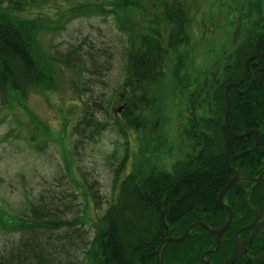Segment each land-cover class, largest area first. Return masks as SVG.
<instances>
[{"label":"rangeland","instance_id":"obj_1","mask_svg":"<svg viewBox=\"0 0 264 264\" xmlns=\"http://www.w3.org/2000/svg\"><path fill=\"white\" fill-rule=\"evenodd\" d=\"M20 1L24 6L0 0V20L29 30L34 58L47 77L26 92L9 86L6 102L0 97V247L28 231L22 227L29 223L21 221L20 214L30 199L38 200L45 191L49 201L61 203L65 217L80 214L83 222H77L80 228L74 238L82 242L86 228L104 225L97 221L94 186L107 206L106 199L118 197L121 180L130 170L151 168L149 163L162 159L172 162L189 145L195 150L189 117L209 109L203 101L211 97L209 77L216 65L223 70L235 26L245 32V25H256L252 10L256 6L251 9L250 0ZM125 34L131 38L130 50L122 58ZM88 36L108 50L111 85L122 80L110 104L120 127L111 119L101 133L80 141L74 125L83 109L76 89L82 72L55 59L53 51ZM194 78L202 88L197 101L191 88ZM128 146L129 157L116 174L115 165ZM61 200L72 207L66 208ZM44 227L40 230H49ZM73 244L69 264L96 262L99 255L93 249L87 255L81 244L73 252ZM64 254L60 250L59 255Z\"/></svg>","mask_w":264,"mask_h":264},{"label":"trees","instance_id":"obj_2","mask_svg":"<svg viewBox=\"0 0 264 264\" xmlns=\"http://www.w3.org/2000/svg\"><path fill=\"white\" fill-rule=\"evenodd\" d=\"M9 2L12 6H24L20 0ZM248 4L251 9L256 6L252 9L256 25H245V32H241L240 25L235 26L233 48L226 56L223 70L216 65L207 83L211 86L208 90L210 92L211 89V97H204V107L214 111L205 113L201 123L205 130V142L190 161L175 165L177 175H187V179H178L170 171H160L149 163L151 168L141 166L123 176L118 197L109 196L106 199L109 200L107 206L103 205L99 189L94 186L97 221H102L104 225L98 228V225L93 224L95 228L92 225L86 228L83 243L74 238L80 228L77 222H83L79 221L80 214L73 218L65 217L64 208H60L61 203L53 199L49 201L45 191L38 200L30 199V205L20 214L21 221L29 223V226L22 227L28 231L1 244L0 264H69L73 260H69V245L78 240L73 244L72 251L82 248L81 244L85 245L83 247L87 255L93 249L91 252L99 255L94 264H156V250L167 233L180 235L189 223L200 218L211 227H219L226 220V210L219 202L218 193L228 178L225 176L228 168L226 159L237 151L239 143L226 126L227 117L233 123V116L235 122L236 113L239 117L242 114L246 120L240 118L244 127L256 126L260 120L264 122V67L258 69V76L245 93L237 92L236 96L230 94V109L226 117V88L229 81H238L242 88H247L253 64L264 62V0H255V3L250 0ZM125 37L127 43L120 53L122 58L130 50L128 40L131 38L127 34ZM107 54L108 50L98 46L92 36L82 38L80 43L66 42L53 51L55 59L82 72V81L76 83V89L83 109L74 125L81 135L80 141L101 133L110 125L111 119L114 123L118 122L110 111V104L122 80L113 85L109 82L110 60ZM0 60L3 63L0 69V97L4 102L9 100V86L26 92L43 83L47 77L46 71L34 58L33 38L29 30L4 19L0 20ZM127 66L126 63V70ZM214 74L218 76L217 80L212 78ZM117 125L120 127L119 122ZM233 125L237 130L241 128L235 123ZM121 133L127 134L123 130ZM129 147L123 154L125 156L118 159L115 165L116 174L129 157ZM262 153L259 150L254 156L264 163ZM90 188L93 190V187ZM52 196L59 197L57 192ZM60 198L64 199V196ZM61 202L68 209L73 205L63 200ZM242 203L240 200L242 218L236 225L234 223L237 221L234 220L230 228L223 232L220 246L212 252L218 263L232 250V228L245 222L250 208ZM260 204L264 208V192L261 193ZM44 226L49 230H45ZM40 227H44V230L41 231ZM55 228L58 229L54 232ZM39 232L42 237L38 236ZM67 234L73 238L67 239ZM214 245L216 239L212 232L201 226L194 227L187 237L164 244L163 263L200 264L201 254ZM60 250L65 254L59 255ZM251 261L250 264H264V259L261 262ZM73 263L81 264V261Z\"/></svg>","mask_w":264,"mask_h":264},{"label":"flooded vegetation","instance_id":"obj_3","mask_svg":"<svg viewBox=\"0 0 264 264\" xmlns=\"http://www.w3.org/2000/svg\"><path fill=\"white\" fill-rule=\"evenodd\" d=\"M254 64H255V67L257 69H259L260 67H264V66H262L264 64V62L263 63L257 62ZM252 69H253V67H252ZM249 72L251 75L250 80L253 79V81H254L255 78L258 76V72L256 73L253 70H251ZM212 78L217 80L218 76L214 74V76ZM195 80H197V79L194 78V80H193L194 85L192 84L191 88H194V90H193L194 91V97H195L194 100L197 101L199 99V94L201 95V93H202V88H201V85H199V84L197 85L198 81H195ZM205 83H207V82L205 81ZM228 84H231L230 94L235 95V93H237V92L245 93L244 90L246 88H242L238 81H229ZM232 88H234V89L232 90ZM213 111H214L213 109H206V110L201 109L199 115H194V116L189 117V123L188 124H190V125H189L188 130L191 132V134L196 136V140H195L196 141V147H195V150L193 152L191 151V146L189 145L187 150H186V153H184L181 157L175 158L174 161H172V162H167L164 159H162L159 164H157V162H155V164H154L155 167L157 169H160V171H163L165 169L166 171H170L172 174L177 175V172L175 171L176 163H178V162L183 163V162H185V160L190 161L198 153V151L202 147V144L205 142L203 140L205 138V130L202 128L201 123L204 120L205 113H211ZM198 118L200 120H198ZM240 118L242 121H246V120H244V117L242 114H240V117H239V115L236 113L235 122H234V116H233V123L237 124V127H241L238 130L236 128H234L233 123H231V122L228 123L226 121V126L229 128L231 135L233 136L234 139H237L239 141V143L237 144V148H236L237 151L231 155H228V157L226 159V161H228V168L225 170V172H226L225 176L228 178L224 182V185L222 186V188L219 190L218 195H219V202L221 203L223 208L226 210L227 218H228V207L232 208V211H233L232 212L233 218H232V221H231L230 225L228 226V228H230V226L234 220L237 221L234 223L236 225V223H238L240 221V219L242 218L241 215H242L243 211L241 210L242 205L240 204V200L242 202H244V204L243 203L242 204L245 205L246 208H250V209H249V212H247V217L244 219L245 222L242 223L241 225L237 226V228H235V229L232 228L231 231L234 230V233H232V235L230 236V240H231V244H232L231 245L232 250L226 257H228L229 255L232 254L234 247L237 243V238H238V240H240L239 243H243V241L246 240V238L254 230V227H250V228L245 227L238 234V237L236 238L235 234L239 229H241L243 226L252 224L253 221L257 217H258L259 222H264V208L260 207V205H261L260 204L261 193L264 192V163L260 159L259 160L256 159L254 156L255 152H257L259 150L261 152V150H262V152H263L262 158L264 159V144H263L264 122L260 120V122H259L260 124H258L256 126L244 127ZM229 120H230V118H229ZM249 130H255L256 132L249 131ZM199 139H200V141H199ZM177 177H178V179H181V180L187 179V175H183V174H180V176L177 175ZM232 177H235L236 182L231 184L224 191L223 201H221L220 200V196H221L220 193L228 185V182ZM241 196H243L244 198L241 199ZM227 218H226V220H227ZM200 221L204 222L206 224V226L203 225L202 223H200ZM192 223H197V224H195L194 226H192L190 228L188 235L192 232L194 227L201 226V227L207 229L209 232H212L215 235V239H216V233L210 229L211 225L207 221L200 218L196 221L189 223L185 229L187 230L188 226ZM212 228H217V227H212ZM167 235H170V234L167 233L166 236ZM171 236H174V235H171ZM177 236H179V235H177ZM187 236H185V237H187ZM220 239H221V237H220ZM177 240H179V239H177ZM177 240H172V241H177ZM166 242H168V241H166ZM164 244H166V243H164ZM164 244H163V248H164ZM220 244H221V241H220ZM220 244H219V246H220ZM216 246H217V239H216V245L210 246V248L205 249V251L201 254L200 264H220L222 262V260L219 263L216 262L215 257L212 255V252L216 251V249L219 247V246L218 247H216ZM262 252H264V224H262L261 227L258 229L256 234L254 235V238H252L250 241H247L244 243V251H241L237 254V256L234 259L232 264H250V262H252L251 260H253L254 262L260 260L259 262H261L264 259V255L259 257V255L262 254ZM156 253H157V250H156ZM222 259H224V258H222ZM156 264H157V257H156Z\"/></svg>","mask_w":264,"mask_h":264},{"label":"water","instance_id":"obj_4","mask_svg":"<svg viewBox=\"0 0 264 264\" xmlns=\"http://www.w3.org/2000/svg\"><path fill=\"white\" fill-rule=\"evenodd\" d=\"M264 66V64L262 65ZM254 72L257 73V68L254 70ZM252 81L253 79L250 81V85L247 87V89L250 88V86L252 85ZM231 84H228L227 88H226V95H227V100H226V106H227V109H226V117L228 115V112H229V108H230V101H231V95H229V88H230ZM247 89H245L244 91H247ZM121 107H119L118 109H120ZM227 122L229 123V118L227 117ZM249 131H254L256 132L255 130H249ZM234 182H236V179L235 177H232L229 182H228V185L221 191L220 193V200L223 201V193L224 191L231 185L233 184ZM232 208L228 207V218L227 220L222 224L220 225V227H217V228H212L210 227V229L216 233V239H217V246H219L220 244V237L221 235L223 234V232L228 228V226L230 225L231 221H232ZM259 216V215H258ZM200 223H202L203 225L206 226V224L202 221H200ZM195 224L197 223H192L188 226L187 230L179 235V236H171V235H167L166 237H164L162 240H161V243L160 245L158 246L157 248V264H165L163 263V252H162V249H163V244L166 243V241H172V240H177V239H182L184 238L185 236L188 235L189 231H190V228L192 226H194ZM264 224V222H259L258 221V217L253 221L252 224L250 225H246V226H243L241 229H239L235 236L236 238L238 237V234L246 227V228H250V227H254V230L251 232V234L246 238V240L243 241V243H239L240 240H238L237 238V243L234 247V250L232 252L231 255H229L228 257L222 259V262L220 264H232L234 259L236 258L237 254L241 251H244V243L247 242V241H250L252 238H254V235L256 234V232L258 231V229L261 227V225ZM215 247V248H216ZM211 251V250H210ZM262 255H264V252H262V254L259 255V257H261Z\"/></svg>","mask_w":264,"mask_h":264}]
</instances>
